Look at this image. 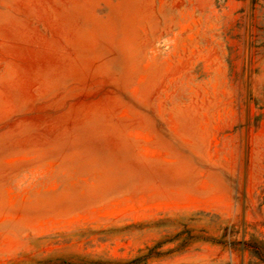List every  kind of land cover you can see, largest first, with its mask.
<instances>
[{"label":"rangeland","instance_id":"obj_1","mask_svg":"<svg viewBox=\"0 0 264 264\" xmlns=\"http://www.w3.org/2000/svg\"><path fill=\"white\" fill-rule=\"evenodd\" d=\"M264 0H0V264H264Z\"/></svg>","mask_w":264,"mask_h":264},{"label":"trees","instance_id":"obj_2","mask_svg":"<svg viewBox=\"0 0 264 264\" xmlns=\"http://www.w3.org/2000/svg\"><path fill=\"white\" fill-rule=\"evenodd\" d=\"M257 255H258V258H259L261 261L264 262V255H262V254H257Z\"/></svg>","mask_w":264,"mask_h":264}]
</instances>
